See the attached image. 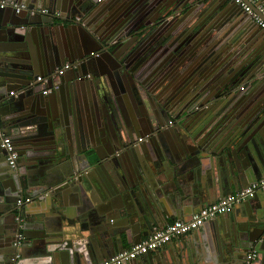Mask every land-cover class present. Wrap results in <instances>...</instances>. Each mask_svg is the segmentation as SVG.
Segmentation results:
<instances>
[{
  "label": "water",
  "instance_id": "95a60500",
  "mask_svg": "<svg viewBox=\"0 0 264 264\" xmlns=\"http://www.w3.org/2000/svg\"><path fill=\"white\" fill-rule=\"evenodd\" d=\"M14 1L26 8L0 7V115L20 157L12 167L0 141V264H93L141 242L163 220L155 208L169 215L170 195L214 155L229 194L264 174V38L238 4ZM65 62L44 94L35 77ZM261 192L243 201L247 222L217 231L220 264H245L252 250L264 264ZM152 252L143 264H161Z\"/></svg>",
  "mask_w": 264,
  "mask_h": 264
},
{
  "label": "crops",
  "instance_id": "0c3cea01",
  "mask_svg": "<svg viewBox=\"0 0 264 264\" xmlns=\"http://www.w3.org/2000/svg\"><path fill=\"white\" fill-rule=\"evenodd\" d=\"M82 16H85V13H83ZM260 32L262 35L260 38L263 39L264 32L263 30H260ZM43 84L49 86V83L47 82H43ZM2 106L3 104L0 102V108H2ZM1 116L2 113L0 115V126L2 125L4 126ZM172 119L174 121H177V119L174 118V116L172 117ZM4 128L2 129L4 130ZM9 135L12 137L14 141L13 135L11 133H9ZM183 164H184L183 165L184 169L187 171V176H189L190 173L192 174L193 171L190 169V166L186 163V161ZM194 165H198V164L195 162ZM219 165H220L219 159L216 155H214L213 157H210L208 161L204 162L201 166H199L197 168L198 171L197 181L195 183L194 182L188 183L185 191H183L181 195H179L178 193H176V195L173 194V196L170 195L171 200L169 203L170 205L169 215L165 214V209L163 206L158 205L155 208V210L157 211V215H159V217H162L163 220L160 221L161 223L159 224L154 223L151 233L155 228L164 226L168 222L174 219H185V218L189 219L192 216V214H194L199 210L200 207L215 202L223 198L227 194H229L230 189L226 187L224 183L222 174L220 173ZM262 176H264V174L260 175L259 177ZM179 189L181 190V188ZM151 192L153 193V191ZM153 198H156V195H154ZM254 202H255V207L261 205L264 210V190L258 195L257 198H254ZM33 203L35 202L33 201L31 203V206L33 207L30 208V210L36 209L34 206L35 204ZM245 204H249V202L246 203L243 202L240 206L236 207L228 214L227 213L222 215L219 214V216L212 218V220L208 221L201 228L194 230L193 232L188 233L186 235L174 238L164 246H161L160 248L153 250L152 252L154 255L153 259L155 260L159 259L161 264H220L221 261H220V253H219V243H218L219 241L217 240V231L221 230L222 235H223L222 230L227 231V234L228 232L232 233L231 230L233 229V227H237V226L240 227L243 222H247L248 221L247 218L249 216L246 213L247 208H245L244 206ZM187 206L188 208H186ZM184 207L186 208L184 210V213H182L178 217L177 216L178 211H181L182 208ZM56 215H54L53 212L52 213L50 212L48 217H51L53 218V220L56 221V219H54L56 218L55 217ZM94 217L95 216L91 217L92 220H94L93 219ZM32 218L33 217L30 216L29 219ZM23 220L25 221V217ZM55 223H57V221ZM98 225L100 224L98 223ZM86 227H87V223H86ZM151 233H149L148 235H144L143 239L147 238ZM132 239H133V235H131V240ZM15 242L16 241L14 240V245H16ZM129 246H131V244L126 240V248H128ZM16 258H20V255H17ZM103 259L101 258L99 261H96L93 264L98 263ZM144 260L145 259L142 255L138 257L135 262H128V264H143ZM23 263L24 262H22V264Z\"/></svg>",
  "mask_w": 264,
  "mask_h": 264
},
{
  "label": "built area",
  "instance_id": "2783aa9c",
  "mask_svg": "<svg viewBox=\"0 0 264 264\" xmlns=\"http://www.w3.org/2000/svg\"><path fill=\"white\" fill-rule=\"evenodd\" d=\"M236 4H238L241 9L251 17V19L258 24V26L264 31V1L263 0H232ZM0 7L7 8L11 7L15 9L17 12L22 11L26 8L25 4L18 3L14 0H0ZM43 14L53 13L49 8H42L40 10ZM34 12V11H33ZM56 16L61 15L60 10L54 11ZM78 18V17H77ZM80 20V18H78ZM73 64L71 62H65L63 65L56 68V70L50 75V77H44L42 75L36 76L34 79L35 83L43 82L49 83V78H55L58 74H64L67 70H69ZM58 88L57 84L53 86H45L43 93L48 94L53 89ZM15 93V91H11V94ZM144 137H140L139 141H142ZM0 141L1 146L6 148L8 151L7 160L12 167H16L19 153L13 143L12 137L1 128L0 126ZM264 190V176L259 177L255 181H252L248 187L241 189L238 192L228 194L223 198L206 204L200 210L192 214L189 219H174L168 222L166 225L162 227L155 228L153 232L141 242L132 244L128 248L124 249L116 253L115 255L105 258L102 261L95 264H124L128 261H131L135 258L142 256L148 251H153L161 246H164L174 238L186 235L188 233L193 232L205 225L207 221L212 218H215L219 214L225 213L234 207L235 204L241 203L248 198L254 197L258 191ZM31 197H21L17 201V205H22L24 203L30 202ZM23 216L18 213L16 215V220L18 222L19 227L23 226ZM24 240V235L21 232L17 234V239L15 244L17 246L21 245ZM257 257V253L252 250L248 253L247 260L245 264H251V262Z\"/></svg>",
  "mask_w": 264,
  "mask_h": 264
},
{
  "label": "flooded vegetation",
  "instance_id": "af4514ba",
  "mask_svg": "<svg viewBox=\"0 0 264 264\" xmlns=\"http://www.w3.org/2000/svg\"><path fill=\"white\" fill-rule=\"evenodd\" d=\"M173 3V1L172 0H169L168 2H167V4H172ZM162 16V14L159 12V11H156V12H154L153 14H152V16H151V19L152 20H157V19H160V17ZM177 38H178V40H176L175 41V43H174V45L173 46H170L171 47V49H176L175 50V52L178 54L179 52H180V48H181V42H182V35H181V32L178 34V36H177ZM180 46V47H179ZM186 54V53H185ZM185 54L182 56V58L185 56ZM187 55V54H186ZM57 88H55V89H53L50 93H53L55 90H56ZM134 93H135V97L136 98H140L141 96H142V92H141V90H140V88H138V87H136L135 86V91H134ZM45 94V93H44ZM49 94V93H48ZM157 105L155 104V107H156ZM129 111H131V110H129ZM131 113H132V111H131ZM175 118V117H174ZM174 120L173 119H171L168 123L170 124V125H173L174 124ZM144 140V139H143ZM142 140V141H143Z\"/></svg>",
  "mask_w": 264,
  "mask_h": 264
}]
</instances>
